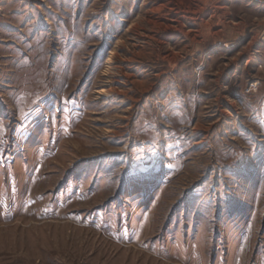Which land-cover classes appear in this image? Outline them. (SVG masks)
<instances>
[{
  "label": "rangeland",
  "instance_id": "1",
  "mask_svg": "<svg viewBox=\"0 0 264 264\" xmlns=\"http://www.w3.org/2000/svg\"><path fill=\"white\" fill-rule=\"evenodd\" d=\"M0 264H264V6L0 0Z\"/></svg>",
  "mask_w": 264,
  "mask_h": 264
},
{
  "label": "crops",
  "instance_id": "2",
  "mask_svg": "<svg viewBox=\"0 0 264 264\" xmlns=\"http://www.w3.org/2000/svg\"><path fill=\"white\" fill-rule=\"evenodd\" d=\"M239 1L245 2L246 5L250 4L251 2H259L260 4H263V6H264V0H238V3H239Z\"/></svg>",
  "mask_w": 264,
  "mask_h": 264
}]
</instances>
